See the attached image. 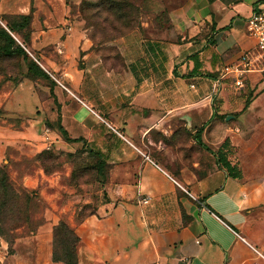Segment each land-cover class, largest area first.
<instances>
[{"label": "crops", "instance_id": "crops-1", "mask_svg": "<svg viewBox=\"0 0 264 264\" xmlns=\"http://www.w3.org/2000/svg\"><path fill=\"white\" fill-rule=\"evenodd\" d=\"M258 1L181 0L168 32L110 42L118 65L70 23L64 0L9 1L10 12L31 15L40 45L70 55L63 65L40 55L63 86L58 123L106 164L105 199L74 226L77 264H264L262 212L253 217L237 178L199 146L213 143L214 97L229 96L212 80L252 48L245 23ZM80 54V73L66 72ZM54 223L45 216L7 264H63L51 258Z\"/></svg>", "mask_w": 264, "mask_h": 264}, {"label": "rangeland", "instance_id": "rangeland-1", "mask_svg": "<svg viewBox=\"0 0 264 264\" xmlns=\"http://www.w3.org/2000/svg\"><path fill=\"white\" fill-rule=\"evenodd\" d=\"M9 1L0 0V27L15 38L11 44L0 37V240L7 244L0 250V264H7L3 257L15 250L25 254L28 249L23 242L45 216L53 215L54 227L64 223L74 231L105 199L104 160L85 140L64 139L56 129L57 90L63 86L40 55L62 65L70 55L59 58L55 48L40 45L31 15L21 19L10 12ZM180 2L64 0L70 23L90 40V47L116 65L111 41L130 32L145 39L168 32V11ZM6 45L23 47L26 56L16 51L4 53L1 48ZM31 61L44 73L28 69ZM82 61L81 54L75 56L74 62L66 63V72L78 75ZM217 89L229 96L214 97V119L209 126L213 143L209 148L199 146L212 154L215 163L223 158L233 166L243 198L252 203L253 217L256 212L264 216V70L247 75L241 88L224 82Z\"/></svg>", "mask_w": 264, "mask_h": 264}, {"label": "built area", "instance_id": "built-area-1", "mask_svg": "<svg viewBox=\"0 0 264 264\" xmlns=\"http://www.w3.org/2000/svg\"><path fill=\"white\" fill-rule=\"evenodd\" d=\"M245 29L247 35L253 40L252 48L241 52L220 67L218 74L212 80L213 89L224 82H228L235 88H241L248 74L264 70V0L258 1L246 20ZM138 202L146 204L148 197H141ZM258 255L263 258L260 254Z\"/></svg>", "mask_w": 264, "mask_h": 264}, {"label": "trees", "instance_id": "trees-1", "mask_svg": "<svg viewBox=\"0 0 264 264\" xmlns=\"http://www.w3.org/2000/svg\"><path fill=\"white\" fill-rule=\"evenodd\" d=\"M207 1L211 2L213 0H207ZM222 1H229V0H222ZM18 16L21 19H26V18L30 17V14H24V15L19 14ZM5 26L11 32L14 31L12 29L13 26L9 25L7 22H6ZM0 37L7 39L8 43H11V44L15 43L14 39L2 27H0ZM20 46H22V45L20 44ZM20 46L17 45L14 49H12L11 47H9V45H6V46L1 48V51H3L6 54H11V53H14L16 51V52H19V53L23 54L24 56H26V53L24 52V48L23 47L21 48ZM29 63H30L29 64L30 66H28V69L33 68L34 71L38 74L44 73L42 70H40L39 66L34 64L32 61ZM243 86H244V84H243ZM56 129L61 134V136L64 137V139H69L71 141H79L82 139L80 137H77V138L67 137L66 132L61 127V125L58 123V121H57ZM199 143H201V142H199ZM217 161L227 171L228 175H230L233 178L237 177V175L233 171V166L230 165L225 159L217 158ZM105 167H106V165H105ZM104 174H105V171H104ZM53 227H52V252H51L52 260L53 261H60L63 264H77L76 254H75V245L77 242V236H76L75 232L72 229L67 228L64 223H59L57 227H54V229H53ZM31 232H33V231H31ZM69 243H71V244L69 245Z\"/></svg>", "mask_w": 264, "mask_h": 264}, {"label": "water", "instance_id": "water-1", "mask_svg": "<svg viewBox=\"0 0 264 264\" xmlns=\"http://www.w3.org/2000/svg\"><path fill=\"white\" fill-rule=\"evenodd\" d=\"M11 35V34H10ZM11 37L13 38V39H15L12 35H11Z\"/></svg>", "mask_w": 264, "mask_h": 264}]
</instances>
